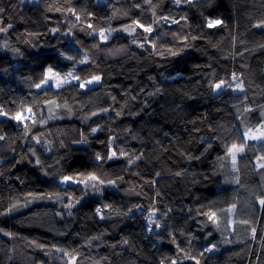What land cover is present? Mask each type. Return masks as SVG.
<instances>
[{"label":"trees","instance_id":"obj_1","mask_svg":"<svg viewBox=\"0 0 264 264\" xmlns=\"http://www.w3.org/2000/svg\"><path fill=\"white\" fill-rule=\"evenodd\" d=\"M173 2L0 0V264H264V0Z\"/></svg>","mask_w":264,"mask_h":264},{"label":"rangeland","instance_id":"obj_2","mask_svg":"<svg viewBox=\"0 0 264 264\" xmlns=\"http://www.w3.org/2000/svg\"><path fill=\"white\" fill-rule=\"evenodd\" d=\"M23 1H29V3L35 5V4L38 3L39 0H23ZM189 1H193V0H189ZM173 3H174V5L179 6V5H182L184 3V0H180L179 3H176L175 0H174ZM213 21H220L221 22V20L218 19V18H208V26L210 28L215 27V26L220 24V23L219 24H212L211 22H213ZM132 30H133L132 28L129 29V31H132ZM117 32L120 33L121 30H117ZM110 36L111 35H109V37ZM132 43H134V45H136L137 47H141V46L144 45L141 40H134V41H132ZM145 44H148V42H145ZM57 73L59 74V77H58L59 84L58 85L52 79V77H54ZM69 73H71V72L62 73V72L55 71L53 69H52V73H48V71H47V75H46L47 84L44 83L43 86H45V87H49L50 86V87H53L55 89H59V88H62L65 85H68V84L74 83V84L81 85V83H83L84 86L80 87V88L85 90V89H89L90 87L95 86L97 83L100 82V81L99 82L93 81V83L88 84L87 81H84V82L80 81L79 77L75 73H71L72 74L71 76L68 75ZM90 80H92V79H90ZM233 88H234V86L232 87V89ZM222 89H223L222 86H220V88H216L215 87V93L218 94L219 92L222 91ZM234 93L244 94L245 90L243 89V87L241 85H238L237 87L234 88ZM249 111H251V113H253V114L254 113H258L256 110H251V108L249 109ZM260 116L264 117V109L260 112ZM240 126L242 127L243 131L245 132V140L247 142L254 141V142H256V143H258V144L263 146V144H264V142H263L264 141V124H262L260 128H258V127L254 128V127H252L250 125L249 122H246L245 120H241L240 121ZM243 151H244L243 148H234L229 153L228 159H226V160L231 164L233 169L236 166L237 157L240 154H242ZM233 157H235V160H233ZM263 164H264V160L257 161V167L259 169H261L263 167L262 166ZM228 170L231 173L230 167L228 168ZM62 180L63 179H58V183L60 185H62L63 187H65L68 184H73V185L76 184V182L73 183L71 180L68 181L67 183H61ZM231 183L232 184L236 183V179L234 178V180H231ZM97 184H98V181L96 182V180H91L90 179L88 181V183H86V185L83 186L84 189L82 190V192L84 193V198L87 199V198H90V197H94L95 195L100 193V188H99V186ZM100 187L101 188L105 187V184L100 185ZM61 199L65 203L66 206L70 205L69 208H72V207L76 206V203L74 202V199H72V198L62 197ZM262 205H264V204H262ZM24 208H26V206L21 207V210L24 209ZM141 209L142 208H136V210H133L132 212H137V211L139 212ZM145 216L148 218V220H150V221H152L154 223L156 222V216H155V214L153 215L152 212L147 213ZM69 264H75V263H74V261H70ZM171 264H178V263L177 262H172Z\"/></svg>","mask_w":264,"mask_h":264},{"label":"snow or ice","instance_id":"obj_3","mask_svg":"<svg viewBox=\"0 0 264 264\" xmlns=\"http://www.w3.org/2000/svg\"><path fill=\"white\" fill-rule=\"evenodd\" d=\"M175 2H176V3H179L180 0H175ZM0 11H2V9H0ZM211 23H212V24H219V23H221V22H220V21H213V22H211ZM140 26L143 27V25H140ZM210 26H211V25H210ZM5 30H6V29H5ZM144 31H146V32H151L152 29H151V27H148V28H145ZM101 35H103V34L101 33ZM174 54H175V53H174ZM48 73H52V69H51V68L48 69ZM68 75L71 76L72 74L69 73ZM58 77H59V74H58V73H57L54 77H52V79L56 82L57 85L59 84V79H58ZM100 79H101V78H100L99 76H94V77L92 78V80L87 81V83H88V84H91V83H93V81L99 82ZM44 83L47 84V80H45ZM83 86H84V84L81 83L80 87H83ZM39 87H41L40 84L37 85V88H39ZM215 87H216V88H220V84L215 85ZM29 111H30V109H29ZM0 115H4V113H0ZM117 115H119V113H117ZM13 119H17V120H19V119H21V117H20V116H15V117H13ZM92 131H93V132H96L97 129L94 128V129H92ZM0 139H2V137H0ZM84 142H85V141H81V143H84ZM37 143H39V140H38V139H37ZM232 148H233V149L236 148V145H233ZM241 150H242V149H241ZM115 155H116V153L113 152L112 155L108 157V159H111V158H112L113 156H115ZM96 158L99 160V159H100V156L97 155ZM233 160H235V157H233ZM36 163H39V160H37ZM262 166H264V165H262ZM89 179H91V180H95L96 177H95V176H91V177H89ZM70 180H71L73 183L76 182L75 180H73L72 177L65 176V177L63 178V180L61 181V183H67V182L70 181ZM260 203H261V204H264V200H261ZM69 206H70V205H69ZM99 211H100V210L97 209V212H99ZM208 218H209V220H213V221H215V214H214V213L210 214ZM207 250L210 251L211 249H207Z\"/></svg>","mask_w":264,"mask_h":264},{"label":"bare ground","instance_id":"obj_4","mask_svg":"<svg viewBox=\"0 0 264 264\" xmlns=\"http://www.w3.org/2000/svg\"><path fill=\"white\" fill-rule=\"evenodd\" d=\"M234 216V212L232 213V217Z\"/></svg>","mask_w":264,"mask_h":264}]
</instances>
